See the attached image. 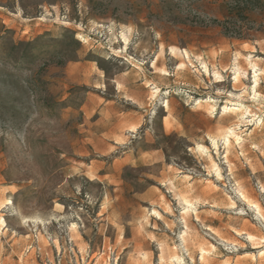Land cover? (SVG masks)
<instances>
[{"label": "rangeland", "instance_id": "374dc122", "mask_svg": "<svg viewBox=\"0 0 264 264\" xmlns=\"http://www.w3.org/2000/svg\"><path fill=\"white\" fill-rule=\"evenodd\" d=\"M263 215L264 0H0V264H264Z\"/></svg>", "mask_w": 264, "mask_h": 264}, {"label": "built area", "instance_id": "2783aa9c", "mask_svg": "<svg viewBox=\"0 0 264 264\" xmlns=\"http://www.w3.org/2000/svg\"><path fill=\"white\" fill-rule=\"evenodd\" d=\"M68 245H69V252L72 259V264H97V261L101 258H104L105 264H121L122 254L116 249L111 246H107L104 242L98 249L97 257L91 259L90 261V254H87L85 257L76 250L75 246L73 245V241L68 238ZM60 257V256H59ZM78 259V263L76 260ZM60 259V258H59Z\"/></svg>", "mask_w": 264, "mask_h": 264}, {"label": "bare ground", "instance_id": "6f19581e", "mask_svg": "<svg viewBox=\"0 0 264 264\" xmlns=\"http://www.w3.org/2000/svg\"><path fill=\"white\" fill-rule=\"evenodd\" d=\"M128 39V38H127ZM130 39V38H129ZM184 55V54H183ZM186 57H189L188 56V54L186 53ZM184 58V57H183ZM239 75V74H238ZM259 79V78H258ZM256 84V83H255ZM258 84V83H257ZM157 90V89H156ZM202 103V102H201ZM241 106V105H240ZM212 107V106H211ZM213 108V107H212ZM226 109V108H225ZM244 109V108H243ZM241 111V110H240ZM248 111H250V110H248ZM237 115V114H236ZM242 116V115H241ZM227 133V132H226ZM230 137L232 138V137H234V138H236V140L238 141L239 140V136L235 133V130L234 129H229L228 130V133H227V136L225 137V139H224V141H225V144H226V146L227 145H229L230 144ZM241 140V139H240ZM211 141H212V145L215 147V149L217 150V152H218V142L217 141H215V140H213V139H211ZM228 152V151H227ZM227 156V155H226ZM233 179V178H232ZM243 198H245V196L242 194V200H243ZM244 200H246V199H244ZM250 200V199H249ZM247 202V201H246ZM250 204V203H249ZM256 205V204H255ZM254 206V205H253ZM250 207H251V205H250ZM256 209H258L257 208V206L255 207ZM188 211V210H187ZM186 211V212H187ZM257 212H258V210H257ZM261 212V211H260ZM187 214H189L188 212H187ZM264 216V215H263ZM263 216H262V218H263ZM261 217V216H260ZM23 220V222H25V219H22ZM0 224H2L3 226L5 225V220H3L2 218H1V223ZM76 228V226L75 225H73L72 226V228H71V230H74ZM188 229V228H187ZM247 236V235H246ZM181 239H182V242H183V244L185 245V246H187V239H186V233H184L183 235H182V237H181ZM248 240L250 241V242H256V241H258L257 240V238L256 237H254V236H252V235H248ZM187 251H188V249H187ZM262 256V255H261ZM192 259V258H191ZM173 260H175V261H178L180 264H183L184 263V260H183V258H181V257H176V256H174V258H173Z\"/></svg>", "mask_w": 264, "mask_h": 264}]
</instances>
